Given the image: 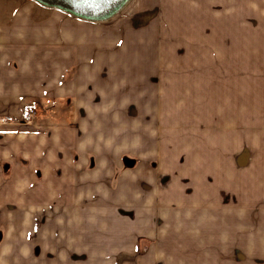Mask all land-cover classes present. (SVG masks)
I'll return each mask as SVG.
<instances>
[{"label": "crops", "instance_id": "0c3cea01", "mask_svg": "<svg viewBox=\"0 0 264 264\" xmlns=\"http://www.w3.org/2000/svg\"><path fill=\"white\" fill-rule=\"evenodd\" d=\"M128 8L115 33L32 0H0V116L13 119L0 127V264H73L74 256L89 252L103 264H163L169 249L179 258L190 255L191 264H264V0H131ZM205 27L207 64L146 63L209 67V138L193 150V185L102 186L112 185L120 161L79 152L83 142L70 138L69 126L76 116L97 115L91 124L98 128L116 121L123 35L143 29L153 36L144 40L148 50L159 44L177 51L186 41L180 36L201 35ZM134 40L123 50H136ZM98 48L111 54L105 58ZM28 104L38 108L32 126L21 121ZM122 194L128 202L143 195L139 201L152 206L151 214L141 210L137 222L136 205L129 220L120 211L105 212V205L120 206ZM160 205L172 208L154 209ZM77 210L85 217L97 213L91 233L75 218ZM173 223L175 235L167 230ZM143 241L151 244L137 259Z\"/></svg>", "mask_w": 264, "mask_h": 264}, {"label": "rangeland", "instance_id": "374dc122", "mask_svg": "<svg viewBox=\"0 0 264 264\" xmlns=\"http://www.w3.org/2000/svg\"><path fill=\"white\" fill-rule=\"evenodd\" d=\"M32 1L43 8L64 14L67 18L74 20L73 22L89 24L88 26L100 29L111 28L115 33L118 32V29L124 23L123 21L130 16L128 8L108 20L96 22L81 19L58 8L44 6L36 0ZM134 13L131 16L136 15ZM57 20L64 24L63 17H58ZM68 21L70 22V20ZM206 30L207 28L205 27L202 29L203 33L197 36H180L181 39L186 41H181L177 44V46L179 45L178 48H180L177 51L162 50L159 44L158 47L160 49L148 50L147 47L150 46V42L146 44L144 40L150 41L153 36L143 33V29L139 31L141 33L136 34L137 36L133 34L132 37H128L129 34H132L130 33L131 31L128 35L126 34L127 36L123 35L122 49L119 54L121 58V108L119 110L120 113L114 115L116 121L111 124H100L98 128L91 124L94 122V125H96L97 122L94 121V118L97 115H89L87 118L76 116L72 125L69 126L70 138L74 141L83 142V147L75 148L79 152L82 148L83 153L87 152L93 159L97 155L102 156V161H107L108 158H115L120 161L115 166L112 185L101 184L102 186L136 189L164 187L170 189L191 187L193 185V150L195 146L204 144V141L209 138V67L146 66V63L151 60L158 63L161 58H175L181 59L183 62L200 59L202 64H207L210 52L208 50L209 34L205 32ZM134 38L132 46L136 50L131 52L123 50L125 46H128L126 43ZM193 38H197L200 41L192 42ZM166 45L171 46L167 43ZM104 50L105 52L98 48V53H105L106 58V55L111 54V52L107 48H104ZM89 54H92L91 50H89ZM128 60H131L130 63ZM134 62H136V65H131ZM149 75L153 76L152 82L146 81V76L148 77ZM130 103L132 104L128 106ZM32 107L37 108L34 104L26 105L22 116L23 119L21 118L22 123L27 126L36 124L37 117L32 123L26 121L27 110ZM99 118L101 119V116ZM12 120L11 116H0V127ZM81 122L86 123V129H83L82 133L77 130ZM87 122H89L88 126ZM79 152L76 153L79 154ZM127 159L136 161V164L133 165L134 167L128 168L125 166ZM88 185L90 186L91 184ZM142 196H137V202H128L124 200L127 199L128 195L122 194L120 196L122 199H120V206L105 205L104 211L110 213L120 211L122 215L120 219L129 220L127 211H133L132 207L136 205L138 222L139 215H144L143 210L148 211L149 214L153 210L152 206H146L139 201ZM173 197L167 195L168 199H173ZM185 197L191 198V194L185 195ZM163 207L164 209L172 208L171 206L160 205L154 206V209L159 210ZM74 212H76V219L78 218L79 221L84 219L81 223L87 225L91 233L92 226L97 223V213L89 211L88 217H85L86 213H83V211L77 210ZM105 217L104 221L107 222V216ZM175 218L173 219L174 221H176ZM182 218L186 219L187 217L182 216ZM187 220L191 221V218ZM175 226L177 224L173 223L167 229L172 235H175L177 229ZM150 244L148 241L140 242L141 249L137 253V259L145 258V248ZM156 244L161 246V243ZM91 245L94 244L90 243ZM175 253V249H169L168 257L161 260V263H192L190 255L186 254L185 258H179ZM91 254L89 252L86 258L74 256L73 264H103L105 262L102 258L90 257ZM93 255L96 256L95 254ZM115 258L118 260L117 257ZM123 263L127 264L125 262H118L117 264ZM149 263L156 264L158 262Z\"/></svg>", "mask_w": 264, "mask_h": 264}, {"label": "water", "instance_id": "95a60500", "mask_svg": "<svg viewBox=\"0 0 264 264\" xmlns=\"http://www.w3.org/2000/svg\"><path fill=\"white\" fill-rule=\"evenodd\" d=\"M40 4L61 9L90 21H105L121 12L131 0H36Z\"/></svg>", "mask_w": 264, "mask_h": 264}, {"label": "built area", "instance_id": "2783aa9c", "mask_svg": "<svg viewBox=\"0 0 264 264\" xmlns=\"http://www.w3.org/2000/svg\"><path fill=\"white\" fill-rule=\"evenodd\" d=\"M37 114H38L37 108L35 107L29 108L26 113V121L28 123H32L35 117H37Z\"/></svg>", "mask_w": 264, "mask_h": 264}, {"label": "bare ground", "instance_id": "6f19581e", "mask_svg": "<svg viewBox=\"0 0 264 264\" xmlns=\"http://www.w3.org/2000/svg\"><path fill=\"white\" fill-rule=\"evenodd\" d=\"M128 5V4H127ZM126 4L122 7V9L121 10H124L125 8H126V6H127Z\"/></svg>", "mask_w": 264, "mask_h": 264}]
</instances>
